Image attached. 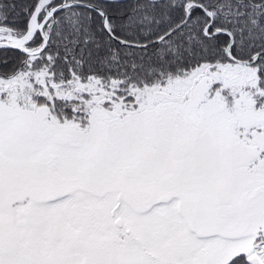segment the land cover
<instances>
[{"label": "snow or ice", "instance_id": "snow-or-ice-1", "mask_svg": "<svg viewBox=\"0 0 264 264\" xmlns=\"http://www.w3.org/2000/svg\"><path fill=\"white\" fill-rule=\"evenodd\" d=\"M0 264H264V0H0Z\"/></svg>", "mask_w": 264, "mask_h": 264}]
</instances>
